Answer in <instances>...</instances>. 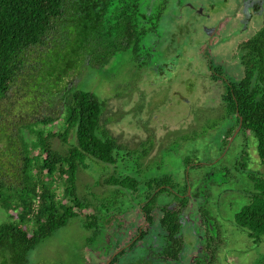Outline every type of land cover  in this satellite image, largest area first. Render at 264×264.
<instances>
[{
  "label": "trees",
  "instance_id": "obj_1",
  "mask_svg": "<svg viewBox=\"0 0 264 264\" xmlns=\"http://www.w3.org/2000/svg\"><path fill=\"white\" fill-rule=\"evenodd\" d=\"M157 1L159 4L154 5ZM262 1L257 8L264 18ZM163 3L0 0V103L15 86L30 87L33 97L47 94L49 107L56 99L63 104L60 117L43 115L17 124L15 129L0 124V207L7 214V220L0 224V264H28L29 252L42 239L78 215L83 217L84 226L92 230L87 239L90 242L118 220L123 206L132 205L139 209L143 226L128 243L117 246L119 251L106 264L117 263L126 249L146 236V226L154 222L155 210L160 213L158 223L163 230L160 254L165 259H178L184 245L179 234L180 213L190 200L189 171L181 186L169 174L144 181L139 179V173L110 175L103 182L111 187L109 197L104 196L101 201L92 194L94 202L80 196L76 185L78 169L88 167L86 157L115 164L131 153L124 151L116 137L101 125L104 100L79 83L73 84V78L86 63L102 67L122 51L130 50L136 60L137 56H147L146 37L158 34L159 20L172 17L165 15ZM204 54L212 78L223 83L221 105L231 119L224 131L223 147L241 117L239 132L253 135L259 161L264 166V19L261 27L238 46L236 57L242 69L239 79L228 78L221 65ZM152 57V53L148 54L149 60L140 65L153 68ZM55 120L56 131L52 127ZM53 138L67 144L66 150L55 148ZM244 160L243 155L238 162L242 167ZM212 163L215 164L185 158L189 169ZM248 179L253 188L248 191V202L234 213V223L256 244L264 241V172H248ZM126 193L132 194L127 203L123 200ZM164 193L172 196L171 201L159 204L158 197ZM173 202L175 206L171 207ZM198 214L208 231L209 207L199 206ZM205 247L210 252L209 260H214L215 249L209 240Z\"/></svg>",
  "mask_w": 264,
  "mask_h": 264
},
{
  "label": "rangeland",
  "instance_id": "obj_2",
  "mask_svg": "<svg viewBox=\"0 0 264 264\" xmlns=\"http://www.w3.org/2000/svg\"><path fill=\"white\" fill-rule=\"evenodd\" d=\"M170 1L165 15L173 11L180 16L161 19L158 34L145 39L147 45L156 49L152 52L153 68L140 65L127 50L117 53L102 67L86 63L73 78V84L79 83L104 100L101 125L116 137L124 151L131 153L115 164L86 157L88 167L77 171L78 194L92 202L94 194L102 201L111 192V187L103 184L104 179L126 172L135 176L139 173L141 181L169 174L181 186L189 171L190 200L180 213L179 234L184 245L178 259H165L160 254L163 230L158 223L160 213L155 210L154 222L146 226V236L126 249L115 264H263L264 241L253 243L235 225L234 213L248 202V191L253 188L248 172H264V166L257 155L256 140L249 132H238L223 147L224 131L231 119L221 105L223 83L212 78L204 54L221 65L228 78L239 79L242 69L236 57L238 46L261 27L263 15L256 13L242 27L241 11L233 3L223 6L222 0H185L198 5V9L203 5L204 12L210 14L205 17L189 7L179 10ZM218 19L222 23L216 36L209 39L203 26L213 25ZM157 38L160 42L154 44ZM33 96L30 87L14 86L0 103V124L15 129L17 124L43 115L61 116L63 104L59 99L49 107L47 94ZM57 123L58 120L52 123L55 131ZM52 143L62 151L68 146L58 138H53ZM243 155L245 167L238 164ZM186 157L215 164L189 169ZM57 192L61 194V190ZM131 197V193H126L123 200L127 203ZM171 198L164 193L157 202L164 204ZM203 204L211 215L208 231L198 214ZM173 206L175 202L171 203ZM122 208L118 220L90 242L87 239L92 230L84 226L83 217L71 218L29 252L28 264H104L119 250L117 246L128 243L144 223L137 207ZM6 220L7 214L0 207V224ZM207 240L215 249L214 260H209Z\"/></svg>",
  "mask_w": 264,
  "mask_h": 264
},
{
  "label": "flooded vegetation",
  "instance_id": "obj_3",
  "mask_svg": "<svg viewBox=\"0 0 264 264\" xmlns=\"http://www.w3.org/2000/svg\"><path fill=\"white\" fill-rule=\"evenodd\" d=\"M164 1V7L166 8L168 6V4H170V0H163ZM172 2H174L175 4H177L179 10H182L183 7H189L191 10L193 11H199V9H201L199 11V13H201L203 16L205 17H209L210 14L209 12L205 13L204 12V6L202 5V8H199L198 9V5L194 4L193 2H188V1H185V0H172ZM222 5H227L228 3H233L234 5V8H238L240 9L241 11V18H240V22H241V26L244 27L246 26L247 22L256 14H262V12L258 11V6H260V4L263 3L262 0H222ZM170 14H172L173 17H178L180 16V14H174L173 11L172 12H168ZM234 13V11H233ZM160 21V20H159ZM158 21V22H159ZM218 22L213 24V25H210V26H203L204 27V30L205 32L208 34V38L209 39H212L216 36L217 34V30H218V26L222 23L219 21V19L217 20ZM159 24V23H158ZM158 27V25H157ZM156 27V28H157ZM157 35V34H156ZM160 42V38H157V40L154 42L155 43H159ZM145 46V45H144ZM148 48L149 50L147 51L148 54L152 53L155 49V46L152 47L151 45H148ZM146 53V54H147ZM205 53V52H204ZM148 54L147 56L146 55H142V57H138V61H139V64L143 63V62H146L147 60H149L148 58Z\"/></svg>",
  "mask_w": 264,
  "mask_h": 264
},
{
  "label": "water",
  "instance_id": "obj_4",
  "mask_svg": "<svg viewBox=\"0 0 264 264\" xmlns=\"http://www.w3.org/2000/svg\"><path fill=\"white\" fill-rule=\"evenodd\" d=\"M200 10H201V9H199V11H200ZM241 120H242V118L240 117V118H239V123H238L237 127L235 128V130L233 131L232 135L229 137V140H228V143H227V144L231 143V141L233 140V138L235 137V135L239 132L240 127H241ZM118 251H119V250H118ZM118 251H117V252H118ZM117 252H115L113 255H115ZM113 255H112V256H113ZM112 256H110V258H108L104 264L108 263Z\"/></svg>",
  "mask_w": 264,
  "mask_h": 264
}]
</instances>
